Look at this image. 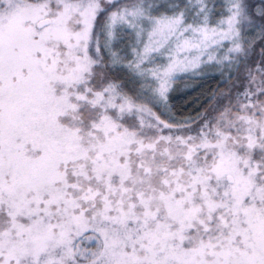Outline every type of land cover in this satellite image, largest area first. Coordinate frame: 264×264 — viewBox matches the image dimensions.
I'll list each match as a JSON object with an SVG mask.
<instances>
[{"label": "snow or ice", "instance_id": "snow-or-ice-1", "mask_svg": "<svg viewBox=\"0 0 264 264\" xmlns=\"http://www.w3.org/2000/svg\"><path fill=\"white\" fill-rule=\"evenodd\" d=\"M0 264H264V0H0Z\"/></svg>", "mask_w": 264, "mask_h": 264}]
</instances>
